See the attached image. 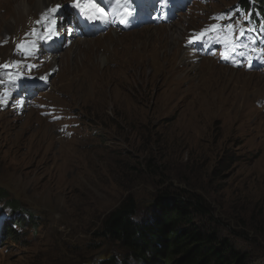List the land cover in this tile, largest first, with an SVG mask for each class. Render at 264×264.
<instances>
[{"label": "rangeland", "instance_id": "obj_1", "mask_svg": "<svg viewBox=\"0 0 264 264\" xmlns=\"http://www.w3.org/2000/svg\"><path fill=\"white\" fill-rule=\"evenodd\" d=\"M69 1L41 12L61 10L64 43L15 68L27 72L34 61V76L50 79L47 89L15 97L0 90V190L7 197L0 212L20 235L0 246V264H97L115 250L95 235L109 213L133 195L139 219L159 214L148 206L168 190L201 196L223 225L211 227L245 234L249 242H231L251 255L249 263H264V250L253 249L264 247V52L240 59L258 70L245 72L186 47L217 23L215 13L245 0H195L170 24L106 26L83 40L66 31L74 27ZM29 3L0 0V72L18 59L13 39L43 15ZM176 27L184 36L173 45L164 32ZM12 200L23 224L11 223L5 205Z\"/></svg>", "mask_w": 264, "mask_h": 264}, {"label": "trees", "instance_id": "obj_2", "mask_svg": "<svg viewBox=\"0 0 264 264\" xmlns=\"http://www.w3.org/2000/svg\"><path fill=\"white\" fill-rule=\"evenodd\" d=\"M156 198L148 209L153 207L159 214L152 213L144 219H139L138 202L133 195L109 213L104 227L95 235L112 243L115 250L101 257L97 264H264L261 257L249 263L251 255L242 249L239 251L231 242V236L249 242L245 234H238L233 229L224 234L218 227H211L212 223L223 225L214 220L213 212L201 196L183 190L175 193L168 190ZM6 199L5 192L0 190V204ZM17 203L12 200L8 206L13 215L23 213L14 210L19 208ZM17 219L19 224L27 221L22 217ZM202 219L209 225H199ZM28 220L33 222V216ZM3 234L0 246L6 239L18 242L20 236L16 230L8 228ZM98 248L94 246V249ZM253 249L264 250V247L256 245ZM80 264L92 263L83 261Z\"/></svg>", "mask_w": 264, "mask_h": 264}, {"label": "bare ground", "instance_id": "obj_3", "mask_svg": "<svg viewBox=\"0 0 264 264\" xmlns=\"http://www.w3.org/2000/svg\"><path fill=\"white\" fill-rule=\"evenodd\" d=\"M29 2H31V4L34 6H32L33 8H34V10H36V12L37 13H41V12H43V11H45L46 9H47V7L51 4V2H53L54 3V0L52 1V0H38V2H36V0H28ZM159 1V0H158ZM36 2V3H35ZM30 4V3H29ZM30 4V5H31ZM57 4H59V3H57L56 2V4H54V6L53 7H56V5ZM25 5V3L24 4H22V6H24ZM53 7H51V8H53ZM30 8V7H29ZM26 10V9H25ZM24 10V12H26ZM28 12L30 13V10L28 9ZM48 12V11H47ZM47 12H45V13H47ZM64 12V11H63ZM45 13H41V14H45ZM114 30V29H113ZM115 31V30H114ZM163 33V32H162ZM164 33H168V35H169V38H170V42L173 44V45H175V44H177L178 45V41L181 39V38H183V36H184V34L182 33V28L181 27H176V28H174V29H168L167 31H165ZM113 35H116V34H114V33H112ZM104 37H105V35H104ZM112 37H110V39H111ZM103 39V38H102ZM102 39L100 40V42H102ZM172 46V45H171ZM53 53V52H52ZM179 54H180V51L178 52ZM189 54H191V55H194V53L192 52V51H190L189 52ZM195 59H198V57L197 58H195ZM185 61H188V59H187V57L184 59ZM34 62V61H33ZM199 66V65H198ZM202 66V65H201Z\"/></svg>", "mask_w": 264, "mask_h": 264}, {"label": "snow or ice", "instance_id": "obj_4", "mask_svg": "<svg viewBox=\"0 0 264 264\" xmlns=\"http://www.w3.org/2000/svg\"><path fill=\"white\" fill-rule=\"evenodd\" d=\"M74 6H79L78 4H75ZM51 11H55V9H52ZM100 11L101 12H103V9H100ZM123 11H125L128 15H130L131 13H130V11H128V9H127V6L125 5V7L123 8ZM123 22V21H122ZM225 59H228V57L227 56H225L224 57Z\"/></svg>", "mask_w": 264, "mask_h": 264}, {"label": "clouds", "instance_id": "obj_5", "mask_svg": "<svg viewBox=\"0 0 264 264\" xmlns=\"http://www.w3.org/2000/svg\"><path fill=\"white\" fill-rule=\"evenodd\" d=\"M230 69V68H229Z\"/></svg>", "mask_w": 264, "mask_h": 264}]
</instances>
